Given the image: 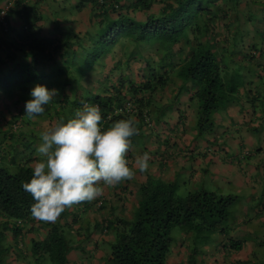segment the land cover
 <instances>
[{
    "label": "trees",
    "instance_id": "trees-1",
    "mask_svg": "<svg viewBox=\"0 0 264 264\" xmlns=\"http://www.w3.org/2000/svg\"><path fill=\"white\" fill-rule=\"evenodd\" d=\"M5 2V25L0 24V264H264L260 197L257 212L232 226L234 194L201 188L179 195L175 179L165 182L146 173L140 182L135 176L105 187L103 196L49 223L32 218V197L21 186L38 159L40 128L72 117L82 101L100 107L104 128L129 117L138 122L140 134L132 145L141 146L129 152L130 164L137 154L152 153L143 137L168 125L170 114L193 126L192 140L204 139L217 113L233 104L244 108L243 101L261 127L264 0H72L61 11L88 6L87 24L74 25L64 14L68 26L62 31L53 18L50 35L41 34L37 22L51 3ZM12 14L18 28L9 25ZM36 85L59 95L30 119L24 105ZM155 132L160 165L188 152L181 136Z\"/></svg>",
    "mask_w": 264,
    "mask_h": 264
},
{
    "label": "clouds",
    "instance_id": "clouds-1",
    "mask_svg": "<svg viewBox=\"0 0 264 264\" xmlns=\"http://www.w3.org/2000/svg\"><path fill=\"white\" fill-rule=\"evenodd\" d=\"M0 24L5 25L4 15ZM58 95L56 89L34 86L24 116L42 115ZM102 123L100 107L82 101L72 117H59L40 132L32 176L21 185L32 197L33 219L55 223L66 210L103 196L105 187L114 188L132 180L137 171L149 170L148 152L137 154L131 164L128 159L132 139L140 134L138 122L129 117L106 128Z\"/></svg>",
    "mask_w": 264,
    "mask_h": 264
},
{
    "label": "crops",
    "instance_id": "crops-1",
    "mask_svg": "<svg viewBox=\"0 0 264 264\" xmlns=\"http://www.w3.org/2000/svg\"><path fill=\"white\" fill-rule=\"evenodd\" d=\"M45 1L51 3L52 6L51 8H45L46 17L37 22V24L41 28V34H46V35L51 34V31H52L51 26L50 28L47 27V23H50V25L53 24L51 22L53 18L60 20V15H59L60 12H63L66 15V17L70 19V21L75 22L74 25L79 26V25L87 24L88 19H89L88 6L83 7L79 11H75V12L73 11V13L72 12L66 13L65 10L61 11V9L64 6H67V7L72 6L73 4L72 0H45ZM55 1H58V4H55L56 3ZM76 15H79V18H77ZM12 17H13V20H11V22L9 20V23H10L9 25L12 26L13 28H18L19 19L17 18V15L12 14ZM46 19H48L49 21H46ZM241 105L245 107L241 108L239 105L233 104L227 107L225 111L223 110L220 113L216 114L215 126L213 127V130L210 133L211 135L203 136L204 139L208 141H205L204 139H200V138L192 140L193 134L191 131H189L190 124L188 123V126H184L186 123H183V121L181 120L174 121L177 119V117L174 114H170L169 115L170 116L169 121L171 120L170 124L173 122L175 125L178 126V128L174 129L173 125H171L170 128H171V131L175 130L176 133L175 134H172L169 132L167 133L164 130V128L161 127L159 128V130L161 131L160 134H166V136H174V137H171L172 139L177 138L176 136H181V140L188 146L187 149H188L189 154H187L188 153L187 151H183V152L180 151L179 154L181 156L177 157L175 160L167 159L165 161V164L160 165L161 160L155 154V152L158 151L155 146V142H157L158 139L155 138V136L153 135L156 132L152 131L151 134L143 137L144 142H142L143 146H145L148 151L152 152V153H149L151 156V160L149 162V170L146 173L157 174L165 182L172 181L173 179H180L183 182V180L187 177V178H190V180L193 183H195L196 180L200 177L199 173L206 171L207 173L209 172V174H211V177L215 178L213 179V181H219L221 183L228 185L231 182V168H232V171L236 172L237 178L245 177V178H249L250 180L249 176L251 175L249 174L251 173L250 172L248 173V171H251L252 168H248V171H247L243 169L242 167L237 168L235 165L231 166L232 165L231 149L228 147L229 145H215L214 144L216 141H220L219 136H218L220 131L224 133L228 127H234L236 124L250 126V127L251 126L258 127L257 126L258 124L256 123L260 122V120L255 119L256 120L255 124L253 122H250L252 118L256 117V114L253 113L249 107H246L248 105L244 103L243 101H241ZM248 110H250L253 114V117L251 119L249 116L243 113V111H246L247 113ZM173 116H175V118H173ZM261 122L263 123V125L261 127H258L260 133L264 131V120L261 119ZM219 127L220 128L223 127L225 128V130L222 131L220 130ZM230 144H231V141H230ZM133 145L134 146L132 147L131 151H133L135 145H139V143L133 144ZM220 151H222L223 154L219 153ZM195 157L198 158L197 162L193 160V158ZM210 163L215 164V165L214 166L211 165L209 167ZM245 166L249 167V164H246ZM210 168H214L216 171L221 172L225 175L221 178H217L214 174L211 173L212 170H210ZM241 170H244V173L246 172V174H248L249 176L246 177L244 173L240 172ZM263 171H264V168L259 169L258 167L257 168L253 167V174L254 173L257 174L261 172L260 176H258V179L260 181L254 180V179L252 180L253 183L254 182L256 183V186L260 185L262 182L261 174L263 173ZM146 173L141 174L137 171L136 176L138 178L136 179L139 182L142 181ZM179 174L180 175L184 174L185 178L180 176ZM240 181H243V180H240ZM244 186L247 187L246 188L247 190H249V188H252V189L254 188L252 184L250 185V187H248L246 184H244ZM262 192L264 196V189L262 190ZM261 220L262 221L264 220V215L261 216ZM247 252L248 251H246V253H242V256L240 255V258H243L245 255H247Z\"/></svg>",
    "mask_w": 264,
    "mask_h": 264
},
{
    "label": "rangeland",
    "instance_id": "rangeland-1",
    "mask_svg": "<svg viewBox=\"0 0 264 264\" xmlns=\"http://www.w3.org/2000/svg\"><path fill=\"white\" fill-rule=\"evenodd\" d=\"M5 1H10V0H0V5H2ZM69 12L70 11H67V13ZM71 12L73 13V11ZM59 15H60L59 24L61 25L59 27L63 31L64 28L62 26L66 27L68 26L69 23L66 22L67 19L65 18V15L63 12H60ZM9 17H10V22H11V20H13V17L11 15ZM76 17L79 18V15H76ZM46 21H49V20L46 19ZM50 26L52 29L53 24L50 25V23H47V27L50 28ZM243 113L249 116L250 119L253 117V114L250 110H248L247 113L246 111H243ZM192 119L193 118H191V122L193 124ZM255 119L256 117L252 118L250 122H253L255 124L256 123ZM170 126L171 124L165 125L162 128H164V130L167 133L169 132V133L175 134L176 131L175 130L171 131ZM184 126H188V124L186 123ZM192 127L190 129H192ZM255 127L256 126L250 127V126H245V125H240V124H236L234 127H228L224 133L220 131V133L218 134L220 141H216L214 143L215 145H229L228 147L231 149V161H232L231 166L235 165L237 168L242 167L243 169L247 171H248V168H252L251 171H248V173L249 172L251 173L249 174L251 176L246 174V172L244 173V170L240 171L241 173H244L246 177L249 176L250 180L249 178H245V177L237 178L236 172L232 171V168H231V182L228 185L221 183L219 181H213V179L215 178L211 177V174H209V172L207 173L206 171L199 173L200 177L196 180L195 183H193L190 180V178H187V177L185 178L184 174H181V175L179 174L185 179L183 180V182L180 179L174 180L178 186L177 193L179 195H182L188 190H197V189L202 188V189H206L209 191H213L216 194H221V195L222 194L224 195L226 193L234 194L236 198L229 206L230 214H232L230 217L231 225L233 224L232 226H234L236 223L243 222L242 219H247L248 217H250L249 213H252L254 211L257 212L256 207L254 205L258 201L259 197L260 199H264L263 192H262V190L264 189V171L261 174V178H262L261 184L256 186V183L255 182L253 183L252 180L253 179L259 180L258 176H260L261 172L257 174L256 173L253 174V167L254 168L258 167L259 169L264 168V160H263L264 158V131H262L261 133L259 131H254ZM159 128H161V126H159ZM159 128L151 129V131L152 130L155 131V129H157L161 133ZM173 128L174 129L178 128V126L173 125ZM40 130L43 131L44 128L43 129L40 128ZM220 130L223 131L225 130V128L221 127ZM230 141H231V144H230ZM219 153L223 154L222 151H220ZM193 160L197 162L198 158L195 157L193 158ZM246 164H249V167H246L245 166ZM211 165L214 166L215 164L210 163L209 167ZM210 170H212L211 173L214 174L217 178H221L225 175L221 172L216 171L214 168H210ZM240 180H243V181H240ZM244 184H246L248 187H250V185L252 184L254 188L253 189L249 188V190H247L246 189L247 187L244 186ZM126 202L127 203L125 204L124 208L126 209V212H127L129 207H128V201ZM117 203H118L117 201H114V204L117 205ZM96 204L97 203H95V205ZM116 211L117 209L115 210V213L117 214ZM262 215H264V213ZM262 215L260 213L257 215V217H259V220H261ZM257 217L251 218L248 221L250 222L251 220H255L256 222ZM248 221L245 222L246 226L247 224H249ZM252 223H254V221H252ZM249 226H251V223L249 224ZM174 230H176V228H174ZM258 233H260L261 235L264 234V226H262L259 229ZM74 255L75 253H73V256ZM174 260L178 261L177 257H175Z\"/></svg>",
    "mask_w": 264,
    "mask_h": 264
},
{
    "label": "built area",
    "instance_id": "built-area-1",
    "mask_svg": "<svg viewBox=\"0 0 264 264\" xmlns=\"http://www.w3.org/2000/svg\"><path fill=\"white\" fill-rule=\"evenodd\" d=\"M6 8L7 6L5 5L4 7L0 9V20L2 19V16L4 15Z\"/></svg>",
    "mask_w": 264,
    "mask_h": 264
}]
</instances>
